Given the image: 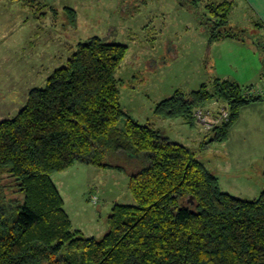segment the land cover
<instances>
[{
	"label": "trees",
	"instance_id": "1",
	"mask_svg": "<svg viewBox=\"0 0 264 264\" xmlns=\"http://www.w3.org/2000/svg\"><path fill=\"white\" fill-rule=\"evenodd\" d=\"M212 7L211 39L244 37L229 27L228 4ZM66 10L76 24V10ZM127 51L99 36L80 42L16 117L0 121V264H264V190L253 200L223 191L194 148L125 111L116 74ZM244 91L217 79L212 90L176 91L155 113L196 125L197 107L226 102L230 119L210 134L225 141L243 106L263 99ZM123 153L140 163L130 170L135 202L114 204L107 234L88 237L73 228L52 176L77 162L122 169L104 159Z\"/></svg>",
	"mask_w": 264,
	"mask_h": 264
},
{
	"label": "rangeland",
	"instance_id": "2",
	"mask_svg": "<svg viewBox=\"0 0 264 264\" xmlns=\"http://www.w3.org/2000/svg\"><path fill=\"white\" fill-rule=\"evenodd\" d=\"M4 2L7 7L3 6ZM185 2L35 0L28 3L26 0H2L0 121L16 117L27 105L31 90L45 87L52 73L67 64L80 42L99 36L105 42L128 47L127 56L116 74L125 111L142 124L163 127L170 139L194 148L209 169L222 177L224 189L239 193L242 198H258L264 190V175L259 170L261 160L257 156L252 157L253 163L260 167L247 172L256 180L251 185L237 184L241 190H248L247 196H242L234 187V174L238 169L232 166L233 156L226 140H212L198 124L190 125L181 117L166 120L155 113L157 104L178 90L188 93L200 89L203 84L212 90L215 81L221 80L220 75L234 73L241 62L253 65V60L247 56L240 59L238 45L215 43L212 48L209 31L215 17L191 9ZM66 7L76 10V24L70 21ZM7 17H11L12 25H5ZM245 31L260 41L263 39L253 29ZM218 47L222 55L226 52L229 56L214 58ZM215 101L219 104L212 105ZM203 107H210L213 113L225 109L229 118L231 116L230 105L217 99ZM125 121L123 118L119 122L120 128H124ZM134 157L130 153L105 157V162L120 164L124 166L122 169L77 162L53 174L74 229H84L86 236L102 239L109 231L113 205L135 202L129 188L130 170L140 163L132 161ZM226 160L228 168H216ZM4 182L11 197L22 204L24 195L17 193L14 179L7 177ZM92 195L99 197L98 203L93 202ZM68 254L66 249L61 252L63 256Z\"/></svg>",
	"mask_w": 264,
	"mask_h": 264
},
{
	"label": "crops",
	"instance_id": "3",
	"mask_svg": "<svg viewBox=\"0 0 264 264\" xmlns=\"http://www.w3.org/2000/svg\"><path fill=\"white\" fill-rule=\"evenodd\" d=\"M1 3L2 0H0V11L2 6ZM223 4H228L230 6L228 12L229 27L233 28V30L238 33H244V37L211 39V32L209 31V42L212 44L211 47L214 48L215 43H232L234 45H238L237 49L240 54V59L244 58L242 56H247L253 60V65L249 66L245 64V62H241L234 73H223V75H220L219 78H221V80L236 82L241 87L264 86V43H262L264 40V0H186L185 2V5L191 7V9L201 11L203 13H209L213 16V18L214 15L212 13L211 6L216 7ZM3 6L7 7V3L4 2ZM22 19L27 20L24 18ZM1 20L2 19L0 17V23H2ZM5 25H12L11 17L6 18ZM246 28L253 29L260 33L263 39L260 41L251 35H247V31H245ZM219 47L217 48L218 52L214 58L223 59L226 55L229 56L226 52L222 55L223 52ZM227 58L229 57H226V59ZM234 74L239 75L235 77ZM164 119L167 120L172 118ZM157 128L162 129L163 127L158 126ZM165 132L166 131H164V133ZM225 143H227V146L233 156L232 166L238 169L236 174H234V187L242 194V196H247L246 194H248V190H241L237 184L246 182L251 185L253 184V181L256 180L253 175L247 173L249 170H255L260 167V164L253 163V156H257L259 160H261V169L259 170H261V173L264 175V98L252 101L243 106L239 118L232 126L229 137L226 139ZM216 156L221 157L220 155ZM219 166L228 168L227 160L219 165H216V168H219ZM214 174L219 178L220 186L223 191L239 197V193L224 189L222 186V177L217 175L216 172H214ZM77 230H81L84 233V229Z\"/></svg>",
	"mask_w": 264,
	"mask_h": 264
},
{
	"label": "built area",
	"instance_id": "4",
	"mask_svg": "<svg viewBox=\"0 0 264 264\" xmlns=\"http://www.w3.org/2000/svg\"><path fill=\"white\" fill-rule=\"evenodd\" d=\"M247 97H262L264 98V86H251L245 91ZM219 104L217 101L212 103V105ZM194 117L199 126L203 128L206 132L211 134L216 131L223 122L229 121V113L227 110L220 109V113H213L211 108L199 106L194 110ZM94 203L99 202V197L96 195L91 196Z\"/></svg>",
	"mask_w": 264,
	"mask_h": 264
},
{
	"label": "water",
	"instance_id": "5",
	"mask_svg": "<svg viewBox=\"0 0 264 264\" xmlns=\"http://www.w3.org/2000/svg\"><path fill=\"white\" fill-rule=\"evenodd\" d=\"M212 140H214V138H211Z\"/></svg>",
	"mask_w": 264,
	"mask_h": 264
}]
</instances>
